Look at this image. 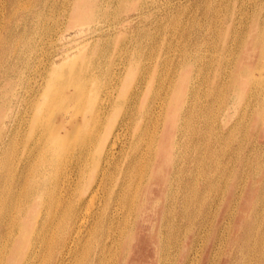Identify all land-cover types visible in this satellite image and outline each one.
Segmentation results:
<instances>
[{
  "label": "rangeland",
  "instance_id": "1",
  "mask_svg": "<svg viewBox=\"0 0 264 264\" xmlns=\"http://www.w3.org/2000/svg\"><path fill=\"white\" fill-rule=\"evenodd\" d=\"M22 4L25 5L22 6ZM76 5L77 0H21L14 4L8 3L4 9H0V43L7 39L9 40L8 42H11L10 45L7 43L8 46L6 45L5 48L0 47V150L2 151H0V161L6 159V163L4 162L3 164V161L0 162L2 185L10 187V184L12 185L16 179L18 180L21 174L32 175L33 173L32 176H38L35 175V173L36 169L41 166V159L39 158L41 155L40 139L44 138V134H46L45 131H47L45 127L48 128L52 118L54 120L55 116L58 117V120H54L58 125L62 119L69 117L68 114L65 116L64 112L65 114L70 113L71 116L68 118L70 120L68 122V127L71 126V123L73 124L75 121L81 120V116H83L84 113L90 118L88 131L85 130V134H82V141H86L85 145H83L82 148L79 147V139L82 136L79 134V138H76L66 157L60 162L62 166L58 165L56 170H52L49 184L45 187L46 190L42 198H26L24 194L27 189L24 190L25 188L22 191V196L20 195L21 198L19 199L18 210L15 211V214L20 216L22 220L28 222L29 227L35 224L34 215L33 217L29 215L31 209L35 210L36 215L38 211L41 212L42 210L40 224L36 229V234H34L35 237L33 236L34 238L31 240L35 242L40 230L41 220L47 215V211L51 209L54 199L64 196L67 203L68 201L70 204L76 203L84 191H89L91 187L97 184V180L102 175V171L105 167H108L109 170L107 171L106 177L108 176L107 178L109 179L106 178L108 181L105 180L104 186L97 191V196L95 195V202L91 203L94 199L91 198L90 204H94L92 205L93 209L96 211L98 210V214L108 205V209L110 211L113 210L117 202L118 191H120L118 184L120 182L125 184L123 192L132 198L133 204L131 200H123L120 204V210H123L124 213H126V211H131V218L138 219V224L134 229L137 238L132 241L126 240L125 243L128 250L124 251L123 249L121 261L127 256L129 264H153V262L157 264L158 243L155 240V235L158 236L160 228L163 226L164 215H175L177 211L183 210V208H185L183 199L189 194L193 198L189 209L192 211L197 210V212L201 213L200 217L205 219L206 229L205 227L201 229V236L197 240L198 242L196 241L192 246L188 264L191 262H193V264H207V262L203 261L204 257L206 258L207 255L212 257L209 263L216 264L221 256L227 255L231 251H235L238 254L237 257L233 259L232 264H239V255L242 252H246L249 247H253L252 250L254 252L246 258L247 262L249 264L259 263L263 246L260 242H256L254 238H256L257 235L259 238L264 228V146L256 149L250 147L248 150L250 153L252 152L256 155L254 161L251 160V163L248 165V173L250 175L247 177L246 181L247 185H252L253 190L251 191L247 185L243 187L240 191V196L236 200H232V205L230 207H225L224 210V207L221 208L220 205L218 206L217 204H220L223 198L222 195H225V190L228 191L226 188L229 182L236 180L235 172L238 169L236 168L237 162L227 160L228 152L232 150V147H228L230 144H228L226 140V142L218 141L213 144L212 141L214 138H217V134H220L219 131L217 133L210 131L201 138L196 129H198L200 125V121L198 120L200 114L198 112V107L202 103H205V97L201 92V88L204 85L202 84L203 75L210 76L211 81H218L215 75L219 70L218 65L221 59L224 60V62H228V71L232 66L234 67L241 51L243 52L244 49H247L245 40L251 38V35L256 32L255 26L257 23L259 22L260 25L264 26V0H97V4L93 9V17L91 19L88 17H81L77 21L74 20ZM114 7L115 11L113 10ZM159 8L162 11H160ZM172 9L173 11H171ZM37 10L40 13L35 15ZM66 12L68 14H66ZM251 25L253 26L252 32ZM9 26H12L11 32L7 30ZM47 26H49V28ZM48 36L49 38H47ZM238 36L242 38L240 44H237L236 39ZM185 42L186 44H184ZM34 49H36L37 52ZM169 53L171 55H169ZM68 54L71 60L63 65L60 71L61 73L52 74L50 71L51 65L55 62H61ZM205 61L210 62L209 67H205ZM161 62L163 64H161ZM30 65L33 67L31 68ZM102 69L103 71L100 72ZM109 69L110 72H108ZM143 69L145 71H143ZM263 71L264 70H262V72ZM118 75H120V78H118ZM116 85L119 86L117 87ZM48 86H50V93L49 95H45L42 92H44L45 88ZM67 90L69 93H65ZM180 91L182 92V96L180 100L178 99L179 104L180 102L182 103L184 99L186 100V106L191 107V128H194L191 130L194 132L188 133V140L186 143L188 158L186 160L180 157V153H184L182 150L183 146L181 148L179 146L175 147L173 150L176 154L175 165H177V171H175L174 165L171 162L168 163L167 152H164V149H162L163 152H159L156 156V149L160 142L159 138L156 141V137L158 135L160 136V132L162 133L161 129L163 124H165L166 117L172 113V105L176 102L174 96L175 94L179 96L178 94ZM136 92L139 95L136 104L140 112L136 114L135 119L131 120L133 124L130 122L129 125H131H127L129 126L127 127L123 125V119L124 117L126 119L128 115L127 112H129L132 106L131 104L134 102L132 101V96ZM34 93L37 94L35 95ZM247 95H242L241 99L237 100L234 99L231 93L229 96L221 95L218 100L214 101L213 115L215 116H213L214 120L212 119L213 125L219 129V127L225 124L224 122L229 126L239 119L241 116L240 113L245 105L244 103L249 99ZM55 96L56 98L60 96L62 99L60 97L55 99ZM68 96L70 100L67 101L66 99H68ZM51 97H53L54 100ZM74 97L76 100H74ZM71 99L73 100L71 101ZM172 99H174L173 103L168 104ZM61 100H63V103ZM163 100H165V106L164 109L160 111L161 105L159 106L158 103L160 104ZM42 101H44V108L47 107L46 112L49 111L47 115L45 114L43 117H41V112L39 110ZM64 103H66L67 106L66 104L64 105ZM63 107H65V109ZM235 108H237V111H235ZM149 110H153V113H151L152 111L149 112ZM179 114L180 118L182 114L185 116V112L181 110V105ZM46 116L48 117L45 118ZM44 119H46V121ZM21 120L23 121L21 122ZM250 121V126L247 128L248 133L252 136L259 137V139L263 141L264 119L258 126H254V123L257 121L255 117L250 118ZM100 122L101 124H99ZM94 124L96 125L94 126ZM169 125L170 119L166 121L167 128H169ZM48 129L50 130V126ZM19 130L23 131L19 132ZM242 130L244 129L236 132L234 136L238 138L247 137L248 134L246 136L245 130ZM116 131L121 132L117 142L113 144ZM90 137H93V139L90 140ZM146 140L150 143L146 142ZM222 149L226 151L223 152ZM243 152L244 151H241L242 155ZM109 153L111 159L107 162L105 157H107ZM140 154L141 156H139ZM37 158L40 160H37ZM133 159L136 161V165L132 163ZM216 160H218V163ZM219 163L221 165H219ZM261 163H263V165ZM259 166H261V168ZM75 167L77 170H75ZM238 167H240V165H238ZM78 169H80V171H78ZM72 170H74L72 174L70 173V178L73 180L72 191L70 190V194L67 193L66 195L63 189L61 191V188L68 179L67 174ZM150 171H155L156 173L152 178V183L148 185ZM174 171L175 173L172 175ZM137 173L139 175H137ZM166 175L167 177L170 175L168 186L164 185V178ZM244 184L245 182H242L241 185ZM23 185L26 186V183L24 182ZM55 186L57 189H55ZM146 186H150L152 189L150 193V205H153V208H148L144 216L147 218L143 220V217L138 216L139 211L137 210V204L141 202L142 192ZM5 193L7 194L8 192L6 191ZM59 194H61V196ZM132 195L134 196L132 197ZM53 196L54 199H51ZM246 203H248V206ZM245 204L246 206H244ZM244 207H248V209H245L243 216L240 217ZM220 208L224 212L222 214L215 213L216 211L218 212L217 209ZM66 219L67 223L70 224L71 218L69 217V212L65 217V220ZM197 219L198 218L192 222L186 219L182 221L179 220L178 225L181 229L178 232V237L181 241L187 228L191 226L197 227ZM218 222L221 223L222 226V230H218V234L222 236V242L219 240L221 244L218 242L216 244L217 247L215 246L213 248L214 250H212V247L206 249L208 243L211 242L209 240V234L212 230L210 229L215 224H218ZM234 224L242 225V228L240 229L239 226L235 233L232 232L230 234ZM228 227H231L230 232L228 231ZM61 229L62 228H58L57 231L56 229L53 231L59 233ZM249 231L254 235L252 240L248 239ZM15 233L16 235L20 233L18 227ZM245 233H247L246 236ZM5 234V229H0V257L4 259L0 264H10L13 259L17 264H23L25 262V254L32 247V244H28V239L22 242L23 240L20 237L16 240L13 238L7 240ZM227 238L230 242L227 241L225 244L224 241ZM231 240H233V242H231ZM84 242L85 240L79 245L74 246V250L71 254H67L66 264H84L87 254V245H85L86 243L84 244ZM171 242H169L166 247L162 248V252L165 255H168V251L174 253L177 249L176 242L174 240H171ZM9 245L11 247H9ZM61 248V244H57V242L50 244L41 243V264H45L44 261L48 254L56 256V252L61 250ZM14 249H16V252L13 254L12 251ZM194 256H197V261L192 260ZM35 261H39V257L35 258ZM165 263L175 264V261H171L167 257V261H164L162 264Z\"/></svg>",
  "mask_w": 264,
  "mask_h": 264
},
{
  "label": "bare ground",
  "instance_id": "2",
  "mask_svg": "<svg viewBox=\"0 0 264 264\" xmlns=\"http://www.w3.org/2000/svg\"><path fill=\"white\" fill-rule=\"evenodd\" d=\"M21 0H0V9H4L6 7V4L8 3H12L14 4L15 2H19ZM112 1V0H111ZM187 1V0H186ZM253 1V0H252ZM255 1V0H254ZM248 2V1H247ZM50 3V2H49ZM173 3V2H172ZM29 4V3H28ZM51 4V3H50ZM97 4V0H77V5H76V11H75V15H74V20H79V18L83 17V18H89L91 19L94 15L93 9ZM211 4V3H210ZM245 4V3H244ZM25 4H22V6ZM150 5V4H149ZM166 5V3H165ZM164 5V6H165ZM247 5V4H246ZM162 6V4H161ZM215 6V5H214ZM242 6V5H241ZM251 6V5H250ZM25 7V6H24ZM150 7V6H149ZM163 7V6H162ZM178 7V6H177ZM183 7V6H182ZM193 7V6H192ZM223 7V6H222ZM247 7V6H246ZM245 7V9H246ZM68 8V7H65ZM151 8V7H150ZM240 8V7H239ZM115 9V7L113 8V10ZM154 9V8H153ZM160 9V8H159ZM244 9V8H243ZM103 10V9H102ZM143 10V9H142ZM141 10V11H142ZM149 10V9H147ZM197 10V9H196ZM247 10V9H246ZM115 11V10H114ZM152 11V10H151ZM156 11V10H155ZM160 11H162L160 9ZM168 11V10H167ZM173 11V9L171 10ZM170 11V12H171ZM223 11V9H222ZM229 11V10H228ZM245 11V10H244ZM185 12V11H184ZM247 12V11H246ZM252 12V11H251ZM40 12L37 10L35 15H38ZM165 13V12H164ZM256 13V12H255ZM49 14V13H48ZM66 14H68L66 12ZM101 14V13H100ZM161 14V13H160ZM173 15V14H172ZM184 15V14H183ZM242 15V14H241ZM201 16V15H200ZM256 16V15H255ZM264 16V15H263ZM49 17V16H48ZM179 17V16H178ZM239 17V16H238ZM157 18V17H156ZM182 18V17H181ZM208 18V17H207ZM48 19V18H47ZM180 19V18H179ZM232 19V18H231ZM97 20V19H96ZM242 20V19H241ZM248 20V19H247ZM3 21V19H2ZM98 21V20H97ZM111 21V20H110ZM179 21V20H178ZM263 21V20H262ZM170 22V21H169ZM176 22V21H175ZM180 22V21H179ZM182 22V21H181ZM196 22V21H195ZM110 23V22H109ZM46 24V23H45ZM48 24V23H47ZM97 24V23H96ZM50 25V24H48ZM176 25V24H175ZM198 25V24H197ZM252 25L254 26V24L252 23ZM251 25V32L253 30V26ZM96 26V25H95ZM12 26H9V28L7 29L8 32L12 31L11 30ZM49 28V26H47ZM53 27V26H52ZM51 27V28H52ZM172 27V26H171ZM175 28V27H174ZM191 28V27H190ZM256 28V32L251 35V38L246 39L245 40V44H246V48L244 49L243 52L241 51V53L239 54V57L237 58L234 67L232 66V68L228 71L227 70V61L224 62V60H220L219 61V70L216 73L215 77H217L218 81H211L210 80V76L208 75H203V79H202V84H204L201 88V92L202 95L205 97L204 98V102L202 103L199 107H198V112L199 114V118L198 120L200 121V125L198 126V129H196V131L198 132L199 136L202 138L204 137V135H206L207 133L211 132H218L219 131V135L217 134L216 137L214 138V140L212 141L213 144L214 142H226L230 145H228V147H232L229 152H228V161H235L237 162V167L238 168L235 172V177L236 180L234 181H228L229 184L227 186L225 190V195H222L223 198L220 201V204H217L218 206L220 205V207H230L232 205V200H236L240 195V191L242 190L243 187H246V181H247V177H249V169H248V165L251 163V160L254 161V158L256 157L255 154H253L252 152L250 153L248 150L250 147H252L253 149H256L258 147H263L264 146V140H260L259 137L257 136H252L248 133L247 128L250 126V118L255 117L257 119V121L254 123V126H258L260 122L263 121V117H264V71L262 72V70H264V26L260 25L259 22L257 23V25L255 26ZM99 29V27H98ZM198 29V28H197ZM51 30V29H50ZM203 30V29H202ZM185 31V30H184ZM192 31V30H191ZM196 31V30H195ZM51 32V31H50ZM171 32V31H170ZM179 32V31H178ZM53 33V32H52ZM177 33V32H176ZM96 34V33H95ZM170 34V33H169ZM47 36V34H46ZM45 36V38H46ZM145 36V35H144ZM172 36V34H171ZM39 37V36H38ZM52 37V36H51ZM245 37V36H244ZM49 38V36L47 37ZM55 38V36H54ZM182 38V36H181ZM53 39V38H52ZM57 39V37H56ZM184 39V36H183ZM54 40V39H53ZM179 40V39H178ZM187 40V39H186ZM237 44H240L242 41L241 36L237 37ZM9 40H5L4 42L0 43V47L1 48H5L6 45L8 46L7 43ZM191 41V40H190ZM189 41V42H190ZM53 42V41H51ZM124 42V41H122ZM127 42V41H126ZM171 42V41H170ZM244 42V41H243ZM94 43V42H93ZM102 43V42H101ZM125 43V42H124ZM168 43V42H167ZM178 43V42H177ZM186 44V42L184 43ZM172 45V44H171ZM36 46V45H35ZM53 46V45H52ZM122 47V46H121ZM126 47V46H125ZM152 47V46H151ZM91 48V47H90ZM120 48V47H119ZM169 48V47H168ZM191 48V47H190ZM157 49V48H156ZM217 49V48H216ZM231 49V48H230ZM36 51V49H34ZM138 50V49H137ZM169 50V49H168ZM89 51V50H88ZM136 51V50H135ZM37 52V51H36ZM124 52V51H123ZM126 52V51H125ZM31 53V52H30ZM90 53V52H89ZM118 53V51H117ZM150 53V52H149ZM122 54V53H121ZM125 54V53H123ZM129 54V53H128ZM139 54V53H138ZM152 54V53H151ZM155 54V53H154ZM181 54V53H180ZM49 55V54H48ZM104 55V54H103ZM127 55V54H126ZM148 55V54H147ZM166 55V54H165ZM169 55H171L169 53ZM194 55V54H193ZM120 56V55H119ZM130 56V55H129ZM188 56V55H187ZM36 57V56H34ZM33 57V58H34ZM51 57V56H50ZM118 57V56H117ZM139 57V56H138ZM166 57V56H165ZM39 58V57H38ZM44 58V57H43ZM121 58V57H120ZM173 58V57H172ZM179 58V57H178ZM196 58V57H195ZM95 59V58H94ZM103 59V58H102ZM129 59V58H128ZM190 59V58H189ZM38 60V59H37ZM71 60V57L68 56L64 57L61 62H55L53 65H51L50 67V71L52 72V74H60L61 69L63 67V65L65 63H67L68 61ZM123 60V59H122ZM125 60V58H124ZM121 61V60H119ZM118 61V62H119ZM176 61V60H175ZM45 62V61H44ZM87 62V61H86ZM96 62V61H94ZM93 62V63H94ZM46 63V62H45ZM146 63V62H145ZM150 63V62H149ZM169 63V62H168ZM34 64V63H33ZM78 64V63H77ZM108 64V63H106ZM128 64V63H127ZM161 64H163L161 62ZM166 64V63H165ZM98 65V64H97ZM105 65V64H104ZM205 67H209L210 66V62L209 61H205L204 63ZM31 68L33 67L32 65H30ZM45 66V65H44ZM50 66V65H49ZM48 66V67H49ZM124 66V65H123ZM143 66V65H142ZM161 66V65H160ZM166 66V65H165ZM106 67V66H105ZM102 68V67H101ZM100 68V69H101ZM112 68V67H110ZM121 68V67H120ZM168 68V67H167ZM34 69V68H33ZM32 69V70H33ZM75 69V68H74ZM114 69V68H113ZM30 70V69H29ZM43 70V68H42ZM41 70V71H42ZM79 70V69H78ZM89 70V69H88ZM106 70V68H105ZM169 70V69H168ZM34 71V70H33ZM103 69L100 71L102 72ZM116 71V70H115ZM120 71V70H119ZM125 71V70H123ZM143 71H145L143 69ZM86 72V71H85ZM89 72V71H88ZM93 72V71H92ZM99 72V71H98ZM99 72V73H100ZM110 72V69L109 71ZM193 72V71H192ZM41 73V72H40ZM80 73V72H79ZM104 73V72H103ZM112 73V72H111ZM141 73V72H140ZM160 73V72H159ZM167 73V72H166ZM165 73V74H166ZM42 74V73H41ZM66 74V72H65ZM163 74V73H162ZM78 75V74H77ZM103 75V74H102ZM115 75V74H114ZM123 75V74H122ZM82 76V75H79ZM101 76V75H100ZM120 78V75H118ZM214 76V75H213ZM98 77V74H97ZM102 77V76H101ZM107 77V75H106ZM147 77V76H146ZM160 77V76H159ZM200 77V76H199ZM29 78V77H28ZM71 78V77H70ZM99 78V77H98ZM104 78V77H103ZM114 78V77H113ZM112 78V79H113ZM69 79V78H68ZM93 79V77H92ZM95 79V78H94ZM102 79V78H101ZM106 79V78H105ZM147 79V78H146ZM164 79V77H163ZM216 79V78H215ZM32 80V79H31ZM42 80V79H41ZM170 80V79H169ZM35 81V80H34ZM92 81V80H90ZM118 81V80H117ZM44 82V81H43ZM60 82V80H59ZM71 82V81H70ZM103 82V81H102ZM121 82V80H120ZM139 82V81H138ZM163 82V81H162ZM161 82V83H162ZM39 83V82H37ZM42 83V82H41ZM58 83V82H57ZM63 83V82H62ZM72 83V82H71ZM70 83V84H71ZM117 83V82H116ZM140 83V82H139ZM142 83V82H141ZM144 83V82H143ZM170 83V82H169ZM30 84V83H29ZM28 84V85H29ZM54 84V83H53ZM69 84V85H70ZM105 84V83H104ZM136 84V83H135ZM134 84V85H135ZM31 85V84H30ZM44 85V84H43ZM97 85V84H96ZM112 85V84H111ZM190 85V84H189ZM76 86V85H74ZM89 86V85H88ZM110 86V85H109ZM117 86V85H116ZM119 86V85H118ZM117 86V87H118ZM141 86V85H140ZM143 86V85H142ZM256 86V88H255ZM163 87V86H162ZM39 88V87H38ZM71 88V87H70ZM91 88V87H90ZM114 88V87H113ZM159 88V87H158ZM81 89V88H80ZM99 89V87H98ZM101 89V88H100ZM108 89V88H107ZM111 89V88H110ZM34 90V89H33ZM55 90V89H54ZM69 90V89H68ZM67 90V91H68ZM76 90V89H75ZM74 90V91H75ZM78 90V89H77ZM86 90V89H85ZM94 90V89H93ZM117 90V89H116ZM133 90V89H132ZM65 93H69L68 92ZM91 91V90H90ZM98 91V90H97ZM111 91V90H110ZM158 91V90H156ZM34 92V91H33ZM101 92V91H100ZM99 92V93H100ZM115 92V91H114ZM164 92V91H163ZM162 92V93H163ZM25 93V92H24ZM41 93V92H39ZM45 95H49L50 93V86H48L47 88H45L44 92H42ZM64 93V92H63ZM94 93V92H93ZM134 93V92H133ZM181 91L179 92V96H177L175 94L174 98L176 100L175 104L172 105V113L169 114L166 117L165 120V124H163L162 126V133L160 132V136L158 135L156 137V141L159 138V146H157L156 149V156L158 155L159 152H167V160L168 163H172L174 165V170L177 171V165H175V161H176V154L174 153V149L175 147H182V150L184 151V153H180L181 154V158L183 157V159H187V151H186V143L188 140V133L189 132H194L192 131L193 129L191 128V120H190V115H192V111H191V107L186 106V100L183 99V102L179 104V100L181 95ZM232 93V95L234 96V99H241L242 95H247L249 99L246 100V103H244V107L243 110L241 111V116L239 117V119H237L233 124L231 125H227L226 122H224L225 124H223L221 127H219V129H217V127H215L212 123V119L214 118L213 116V108H214V101L218 100L221 95H227L229 96ZM35 94V93H34ZM37 94V93H36ZM35 94V95H36ZM61 94V93H59ZM79 94V93H78ZM85 94V92H84ZM90 94V93H89ZM117 94V93H116ZM132 94V93H131ZM130 94V95H131ZM34 95V97H35ZM40 95V94H39ZM38 95V96H39ZM68 95V94H67ZM75 95V94H74ZM101 95V94H100ZM111 95V94H110ZM51 96V95H50ZM57 96V95H56ZM55 96V99H57ZM66 96V95H65ZM78 96V95H77ZM82 96V95H81ZM85 96V95H84ZM83 96V97H84ZM103 96V95H102ZM134 96V97H133ZM132 96V101L133 104H131L132 106L129 109L128 115L126 116V119L124 117L123 119V125H129V123L131 122V120L135 119L136 114L140 112V109L138 108L136 102L137 99L139 97L138 93L136 92L134 95ZM63 97V96H62ZM67 97V96H66ZM71 97V96H70ZM76 97V96H75ZM74 97V100H76ZM81 97V98H83ZM111 97V96H110ZM164 97V96H163ZM178 97V98H177ZM14 98V97H13ZM37 98V97H36ZM35 98V99H36ZM50 98V97H49ZM53 100L54 98L51 97ZM61 98V97H60ZM114 98V97H113ZM131 98V97H130ZM134 98V100H133ZM162 98V97H161ZM165 98V97H164ZM21 99V98H20ZM31 99V98H30ZM62 99V98H61ZM80 99V97H79ZM107 99V98H106ZM110 99V98H109ZM179 99V100H178ZM188 99V98H187ZM67 101L70 100L69 96L68 99H66ZM65 100V101H66ZM73 99H71L72 101ZM105 100V99H104ZM112 100V99H111ZM122 100V99H120ZM159 100V99H158ZM63 103V100H61ZM70 101V102H71ZM102 101V100H101ZM131 101V100H130ZM174 99H172L171 101L168 102V104L173 103ZM19 102V101H18ZM35 102V101H34ZM54 102V101H53ZM60 102V101H58ZM75 102V101H74ZM78 102V101H77ZM85 102V101H84ZM111 102V101H110ZM129 102V101H128ZM160 102V101H159ZM165 100H163L160 104L158 103V105L160 106V111H162L164 109L165 106ZM194 102V101H193ZM241 102V100H240ZM46 103V101H45ZM51 103V102H50ZM55 103V102H54ZM53 103V104H54ZM57 103V102H56ZM61 103V104H62ZM68 103V102H67ZM24 104V103H23ZM66 103H64L65 105ZM74 104V103H73ZM76 104V102H75ZM89 104V103H88ZM100 104V103H99ZM108 104V103H107ZM112 104V103H110ZM177 104V105H176ZM47 105V104H46ZM59 105V104H58ZM63 105V106H64ZM83 105V104H82ZM81 105V108H82ZM129 105V104H128ZM181 105V110H183L185 112V116L182 114L181 118H180V114H179V108ZM5 106V105H4ZM9 106V105H8ZM32 106V105H31ZM34 106V105H33ZM57 106V105H55ZM67 106V104H66ZM65 106V107H66ZM78 106V105H77ZM102 106V105H100ZM107 106V105H106ZM127 106V105H126ZM65 107H63L65 109ZM70 107V106H69ZM73 107V106H72ZM80 107V106H79ZM88 107V106H87ZM108 107V106H107ZM232 107V106H231ZM22 108V107H21ZM27 108V107H26ZM30 108V107H28ZM46 108H44V101L41 102V108L39 107V110L41 112V117L45 116V114L47 115L46 112ZM67 108V107H66ZM98 108V107H97ZM105 108V107H104ZM110 108V107H109ZM23 109V108H22ZM84 109V108H83ZM100 109V108H99ZM107 109V108H106ZM150 109V108H149ZM32 110V109H31ZM57 110V109H56ZM55 110V111H56ZM72 110V109H71ZM80 110V108H79ZM104 110V109H103ZM108 110V109H107ZM126 110V109H125ZM154 110V109H153ZM153 110H149V112L153 113ZM158 110V109H157ZM52 111V110H51ZM66 111V110H65ZM127 111V110H126ZM235 111H237V108H235ZM64 112V110H63ZM67 112V111H66ZM72 112V111H71ZM76 112V111H74ZM109 112V111H108ZM156 112V111H154ZM215 112V111H214ZM217 112V111H216ZM239 112V111H238ZM31 113V112H29ZM28 113V114H29ZM98 113V112H97ZM106 113V111H105ZM70 117L71 114L70 113H66L64 112L65 116ZM81 114V113H80ZM94 114V113H93ZM92 114V115H93ZM104 114V113H103ZM123 114V113H122ZM125 114V113H124ZM157 114V113H156ZM162 114V113H159ZM226 114V112H225ZM24 115V113H23ZM58 115V114H56ZM60 115V114H59ZM62 115V114H61ZM78 115V114H77ZM96 115V114H95ZM106 115V114H105ZM55 116V114H54ZM64 116V117H65ZM101 116V115H100ZM108 116V115H107ZM7 117V115H6ZM48 116H46L45 118H47ZM63 117V118H64ZM62 119V121H60V123L57 125L56 122L54 121L55 119H57L58 117L55 116V119L52 121H50V130L47 127H45L47 131L46 134H44V138L40 139L41 140V155H40V159H41V166H39V168L36 169V176H32L30 175H26V174H21L18 177V180L16 179V181L14 183H12V185L10 184V187H7L6 185H2V178L0 176V229H5L6 234L5 237L7 240L10 239H19V237L23 240L22 242H25L26 239H28L27 242H29L28 244H32V247L29 249V251L26 252L25 254V262L23 264H41V243H45V244H50L53 242H57V244H61L62 248L61 250H58V252H56V256H52L51 254H48V256L45 258V264H66V257L67 254L70 253L74 250V246L79 245L80 243H82L84 240V244L87 245V254H86V259L84 261V264H129V261L127 260V256L124 257V260L121 261V254L124 251L128 250L127 246H126V240L132 241L133 239L137 238L136 232L134 231L135 227H137V221L138 219H133V217L131 218V211H126V213L123 212V210H120L121 207V203L122 201H126V200H131L132 198L129 195H126L123 190L125 189V184H122L121 182L118 184V187L120 188L118 191V195H117V202L116 205L114 206L113 210H109L108 206L104 207L101 211L100 214L97 213V211L95 209H93L94 204H90V200L91 198H94L91 203L95 202V198H96V194L97 191L102 188L105 184V180L109 179L106 177L107 171L109 170L108 167H105L104 170L102 171V175L99 177V179L97 180V184L93 187H91V189L86 190L83 192V194H81V196L78 198L76 203H67L66 199L64 198V196H61V194H59L61 197L60 198H56L54 199L51 197V199H54V201L52 202L53 204L51 205V209L47 211V215L44 216V218L41 220V225H40V230L38 232V235L36 237L35 242H33L31 239L35 237L34 234H36V229L38 228L39 224H40V217H41V212H36L34 209H31L29 215H31L33 217L34 215V225H30L28 222H26L25 220H22L20 216H17L15 214V211L18 210V203H19V199L21 198V194L23 193V189L26 190V193L24 194L26 198L29 197H39L37 199H41L43 196L44 191L46 190L45 187L48 186L49 184V180L51 178V173L52 170H56L57 166L60 165L61 161L66 157L68 151L70 150V148L73 146L74 141L76 140V138L79 136V134H83L85 130H87L90 126V118L87 117V114L84 113L83 116H81V120H77L75 121L73 124L71 123V126L68 127V122L70 121L68 118ZM74 117V116H72ZM95 117V116H94ZM150 117V116H149ZM8 118V117H7ZM22 118V117H21ZM80 118V117H79ZM92 118V117H91ZM102 118V117H101ZM107 118V117H106ZM99 119V118H98ZM158 119V118H157ZM170 119V125L169 128L166 127V121H169ZM12 120V119H11ZM19 120V119H18ZM17 120V121H18ZM25 120V119H24ZM46 121V119H44ZM58 120V119H57ZM74 120V118H73ZM106 120V119H105ZM159 120V119H158ZM214 120V119H213ZM23 120H21L22 122ZM193 121V120H192ZM14 122V121H13ZM38 122V120H37ZM104 122V121H102ZM133 122V121H132ZM131 122V123H132ZM58 123V122H57ZM92 123V122H91ZM95 123V122H94ZM122 123V122H121ZM155 123V122H154ZM24 124V123H23ZM49 124V123H48ZM101 124V122L99 123ZM120 124V123H119ZM133 124V123H132ZM46 125V124H45ZM96 124H94L95 126ZM131 125V124H130ZM129 125V126H130ZM44 126V125H42ZM99 126V125H98ZM127 126V127H129ZM18 127V126H17ZM20 128V126H19ZM18 128V129H19ZM41 128V127H40ZM101 128V126H100ZM152 128V127H151ZM36 129V128H35ZM97 129V128H96ZM156 129V128H155ZM192 129V130H191ZM217 129V130H216ZM244 129L245 130V134L247 137L244 138H238L236 136H234V134H236V132H238L239 130ZM17 130V129H15ZM28 130V129H27ZM143 130V129H142ZM151 130V129H150ZM242 130V131H244ZM18 131V130H17ZM23 131V130H19ZM36 131V130H35ZM34 131V132H35ZM38 131V130H37ZM88 131V130H87ZM130 131V130H129ZM6 132V131H5ZM4 132V133H5ZM18 132V134H19ZM86 132V131H85ZM121 132V131H120ZM120 132L116 131L115 134V138L113 141V144H115L118 140V137L120 135ZM127 132V131H126ZM1 133V132H0ZM91 133V132H90ZM96 133V132H95ZM99 133V132H98ZM123 133V132H122ZM130 133V132H129ZM149 133V132H148ZM153 133V130H152ZM151 133V134H152ZM240 133V132H239ZM17 134V135H18ZM38 134V133H37ZM40 134V133H39ZM85 134V133H84ZM131 134V133H130ZM146 134V133H145ZM196 134V133H195ZM243 134V133H242ZM24 135V134H23ZM42 135V134H41ZM123 135V134H121ZM153 135V134H152ZM244 135V134H243ZM35 136V135H33ZM40 136V135H39ZM100 136V135H99ZM195 136V135H194ZM219 136V137H218ZM32 137V136H31ZM38 137V136H37ZM127 137V136H126ZM147 137V136H146ZM145 137V138H146ZM150 137V136H149ZM212 137V136H211ZM8 138V137H7ZM28 138V137H27ZM79 138V137H78ZM83 135L80 137L79 139V147H83V145H85L86 141L83 140ZM99 138V137H97ZM155 138V137H154ZM256 138V139H255ZM93 137H90V140H92ZM112 139V138H111ZM151 139V138H150ZM197 139V138H196ZM99 140V139H98ZM148 140V139H147ZM146 142H149L147 141ZM201 140V139H200ZM226 140V141H225ZM260 140V141H259ZM78 141V140H77ZM121 141V140H120ZM119 141V142H120ZM130 141V140H129ZM143 141V140H142ZM197 141V140H196ZM16 142V141H15ZM94 142V141H93ZM139 142V141H138ZM208 142V141H207ZM21 143V142H20ZM145 143V142H144ZM150 143V142H149ZM201 143V142H200ZM210 143V142H209ZM5 144V143H3ZM38 144V142H37ZM92 144V143H91ZM98 144V143H97ZM96 144V145H97ZM122 144V143H121ZM225 144V143H224ZM235 144V145H234ZM34 145V143H33ZM119 145V144H118ZM219 145V144H218ZM217 145V146H218ZM2 146V145H1ZM8 146V145H7ZM17 146V145H16ZM15 146V147H16ZM35 146V145H34ZM92 146V145H91ZM226 146V145H225ZM96 147V146H95ZM113 147V145H112ZM111 147V148H112ZM119 147V146H118ZM149 147V146H146ZM151 147V146H150ZM38 148V147H37ZM40 148V147H39ZM206 148V147H205ZM221 148V147H220ZM219 148V149H220ZM22 149V148H21ZM77 149V148H76ZM108 149V148H107ZM144 149V147H143ZM147 149V148H146ZM162 149H164L162 151ZM210 149V147H209ZM208 149V150H209ZM224 149V148H223ZM222 149V151H223ZM227 149V148H226ZM5 150V149H4ZM16 150V149H15ZM39 150V149H38ZM39 150V151H40ZM145 150V149H144ZM181 150V152H182ZM207 150V151H208ZM217 150V149H216ZM264 150V149H263ZM1 151V150H0ZM8 151V150H7ZM25 151V150H24ZM89 151V150H88ZM123 151V150H122ZM125 151V150H124ZM148 151V150H147ZM186 151V152H185ZM215 151V150H214ZM226 151V150H224ZM223 151V152H224ZM241 151L243 152V155L241 154ZM2 152V151H1ZM121 152V151H120ZM4 153V152H3ZM6 153V151H5ZM93 153V150H92ZM144 153V152H143ZM150 153V152H149ZM211 153V151H210ZM209 153V154H210ZM222 153V152H221ZM21 155V154H20ZM86 155V154H85ZM211 155V154H210ZM217 155V154H216ZM224 155V154H223ZM262 155V153H261ZM7 156V155H6ZM97 156V155H96ZM117 156V155H116ZM122 156V155H121ZM141 156V154L139 155ZM152 156V155H151ZM20 157V156H19ZM78 157V156H77ZM92 157V156H91ZM113 157V156H112ZM120 157V156H119ZM124 157V156H123ZM143 157V156H142ZM221 157V156H220ZM7 158V157H6ZM9 158V157H8ZM18 158V157H17ZM37 158V160L39 159ZM89 158V156H88ZM106 161L109 162L111 159L110 153L107 154ZM122 158V157H121ZM222 158V157H221ZM19 159V158H18ZM22 159V158H21ZM39 159V160H40ZM82 159V158H81ZM95 159V158H94ZM214 159V158H213ZM220 159V158H219ZM85 160V159H83ZM116 160V159H115ZM138 160V159H137ZM3 161L6 163V159H2L0 162ZM98 161V159H97ZM114 161V160H113ZM112 161V162H113ZM218 163V160H216ZM103 162V161H102ZM37 163V161H36ZM63 163V162H62ZM93 163V162H92ZM132 163H134L135 165L137 164L136 161L133 159ZM216 163V164H217ZM259 163V161H258ZM65 164V163H64ZM102 164V163H101ZM119 164V161H118ZM263 165V163H261ZM80 165V164H79ZM87 165V164H86ZM85 165V166H86ZM110 165V164H109ZM133 165V164H132ZM219 165H221L219 163ZM238 165H240V167H238ZM10 166V165H9ZM38 166V165H37ZM62 166V165H60ZM105 166V165H104ZM112 166V165H111ZM116 166V165H115ZM70 167V166H69ZM101 167V166H100ZM133 167V166H132ZM131 167V169L133 170V168ZM255 167V166H254ZM257 167V166H256ZM261 168V166H259ZM18 168V167H17ZM81 168V167H80ZM85 168V167H84ZM119 168V167H118ZM215 168V167H214ZM217 168V167H216ZM223 168V167H222ZM259 168V169H260ZM82 169V168H81ZM135 169V168H134ZM257 169V168H256ZM258 169V170H259ZM63 170V169H62ZM61 170V171H62ZM67 170V169H66ZM75 170H77V168L75 167ZM86 170V169H85ZM89 170V169H88ZM142 170V168H141ZM219 170V169H218ZM224 170V169H223ZM233 170V169H232ZM78 171H80V169H78ZM116 171V170H115ZM175 171L172 173V175H174ZM217 171V170H216ZM9 172V171H8ZM74 172V170H72L71 172L69 171V173L67 174L68 179L65 182V184L62 186V189L64 190L65 194L67 195L70 194V190L72 189V179L70 178V173L72 174ZM135 172V171H134ZM140 172V169H139ZM255 172V171H254ZM31 173V172H30ZM81 173V172H80ZM79 173V174H80ZM110 173V171H109ZM115 173V172H114ZM131 173V171H130ZM155 171H150L149 173V181H148V185L150 183H152V178L155 175ZM198 173V172H197ZM217 173V172H216ZM256 173V172H255ZM259 173V172H258ZM7 174V173H6ZM85 174V173H84ZM98 174V173H97ZM96 174V175H97ZM141 174V173H140ZM54 175V174H53ZM114 175V174H113ZM128 175V174H127ZM137 175H139L137 173ZM203 175V174H202ZM230 175V174H229ZM257 175V174H256ZM57 176V175H56ZM60 176V175H59ZM66 176V175H65ZM64 176V177H65ZM77 176V175H76ZM83 176V175H82ZM111 176V175H110ZM109 176V177H110ZM135 176V175H134ZM133 176V177H134ZM170 175H166V177L164 178L165 183L164 185L168 186L170 178ZM204 176V175H203ZM17 177V176H16ZM54 177V176H53ZM84 177V176H83ZM131 177V176H130ZM138 177V176H137ZM207 177V176H206ZM12 178V177H11ZM55 178V177H54ZM62 178V177H61ZM98 178V177H97ZM107 178V179H106ZM129 178V177H128ZM172 178V177H171ZM194 178V177H193ZM231 178V177H230ZM57 179V178H56ZM65 179V178H64ZM84 179V178H83ZM96 179V178H95ZM5 180V179H4ZM112 180V179H111ZM217 180V179H216ZM219 180V179H218ZM81 181V180H80ZM108 181V180H107ZM106 181V182H107ZM139 181V180H138ZM172 181V180H171ZM26 183V186L23 185V183ZM57 182V181H56ZM113 182V181H112ZM214 182V181H213ZM227 182V181H226ZM242 182H245L244 185H241ZM55 183V182H53ZM60 183V180H59ZM83 183V182H82ZM108 183V182H107ZM127 183V182H126ZM138 183V182H135ZM216 183V182H215ZM220 183V182H218ZM7 184V183H6ZM58 184V183H57ZM56 185V184H55ZM60 185V184H59ZM80 185V184H79ZM108 185V184H107ZM217 185V184H216ZM219 185V184H218ZM137 186V185H135ZM222 186V185H221ZM52 187V185H51ZM56 187V186H55ZM54 187V188H55ZM75 187V186H74ZM247 187H249L251 189V191L253 190L252 185H247ZM175 188V187H174ZM219 188V187H218ZM57 189V187L55 188ZM223 189V188H222ZM50 190V188H49ZM102 190V189H101ZM178 190V188H177ZM214 190V189H213ZM8 192L7 194L5 192ZM59 191V190H58ZM72 191V190H71ZM107 191V190H106ZM126 191V190H125ZM221 191V190H220ZM227 191V192H226ZM52 192V191H51ZM127 192V191H126ZM152 192L151 187L146 186L142 192V200L141 202H139L137 204V210L139 211L138 216L143 217V220H145L147 217H144L146 212L148 211V208H153V205L151 206L150 203V193ZM166 192V191H165ZM203 192V191H202ZM212 192V191H211ZM56 193V192H55ZM170 193V192H169ZM209 193V191H208ZM217 193V192H216ZM52 194V193H51ZM107 194V193H106ZM220 194V193H219ZM21 195V196H20ZM50 195V194H49ZM96 195V196H95ZM101 195V194H100ZM167 195V194H166ZM209 195V194H208ZM215 195V194H214ZM218 195V194H217ZM134 195H132L133 197ZM203 196V195H202ZM72 198V197H71ZM103 198V197H102ZM106 198V196H105ZM168 198V197H167ZM218 198V197H216ZM36 199V200H37ZM68 199V198H67ZM99 199V198H98ZM104 199V198H103ZM208 199V197H207ZM134 200V199H133ZM183 204L184 207L183 210H179L177 211V213H175V215H170L168 216L167 214L164 215V223L163 226H161L160 228V232L157 235H155V240L158 243V262L157 264H162L164 261H167V257L169 258V260H173L175 261V264H188V260L190 258V253L192 250V246L194 245V243L199 239L200 235V231L201 229H203L205 227L206 229V225H205V219L201 216L200 212H197V210L192 211L191 209H189L190 204L193 201V198L191 197V195H186L183 199ZM99 201V200H98ZM41 202V201H40ZM132 204L133 201L131 200ZM219 202V201H218ZM222 202V203H221ZM225 202V205H224ZM27 203V202H26ZM115 203V202H114ZM198 203V202H197ZM258 203V202H257ZM101 204V203H100ZM176 204V203H175ZM209 204V203H208ZM248 206V203H246ZM246 204L244 206H246ZM92 208H91V206ZM96 205V204H95ZM98 205V204H97ZM258 205V204H257ZM99 206V205H98ZM194 206V205H193ZM235 206V205H234ZM100 207V206H99ZM102 207V206H101ZM170 207V206H169ZM182 207V205H181ZM124 208V206H123ZM166 208V207H165ZM177 208V207H176ZM217 209L218 212L216 211L215 213H220L222 214L224 211H222V209ZM54 209V210H53ZM97 209V208H96ZM234 209V208H232ZM248 209V207H244L242 212H241V216H243L244 214V210ZM100 210V209H99ZM130 210V209H129ZM171 210V209H170ZM194 210V209H193ZM211 210V209H210ZM213 210V209H212ZM227 210V209H226ZM205 211V210H204ZM69 212V217L71 218V222L70 224L67 223V219L65 220L66 215ZM166 212V211H165ZM231 213V212H230ZM44 214V213H43ZM133 216V215H132ZM206 216V215H205ZM231 216V215H230ZM215 217V216H213ZM163 218V217H162ZM196 218L198 223H197V227H189L187 228V231L184 232L183 237H182V241L181 239L178 237L179 234V230L181 229L179 224V220H188L190 222L194 221ZM207 218V216H206ZM230 218V217H229ZM176 220V221H175ZM25 221V222H24ZM210 222V221H209ZM226 222V221H224ZM229 222V220H228ZM212 223V222H211ZM213 224V223H212ZM240 225L234 224L232 231L230 232L231 227L228 229V231L230 232V234L233 232L235 233L238 230V227ZM19 229L20 233L18 235H16L15 230ZM264 227V226H263ZM58 228H62L61 231L59 233H56ZM221 223L218 222V224H215L213 227H211L210 230L211 233L209 234V240L211 241L210 243H208V247L207 248H211L212 250H214L213 248L216 246V244L219 242L221 244L222 240L220 234H218V230H222L221 229ZM224 228V227H223ZM242 228V225L240 226V229ZM261 228V227H260ZM54 229H56V231H53ZM60 230V229H59ZM50 231H53L51 233H49ZM226 231V230H225ZM165 233V234H164ZM204 234V233H203ZM223 234V233H222ZM89 235V236H87ZM247 235V233H245V236ZM4 236V233H3ZM34 236V237H33ZM224 236V234H223ZM254 235L252 234L251 231L248 232V239L252 240ZM205 237V236H204ZM229 237V236H228ZM201 239V238H200ZM225 239V238H222ZM256 240V242H260L263 246V251L260 255V261L259 263H252V264H264V228L262 229V233H260L259 238L258 235L256 236V238H254ZM171 240H174L177 244V249L174 253L168 251V255H165L162 252V248L166 247L169 242H171ZM205 240V239H203ZM221 240V242L219 241ZM3 241V240H2ZM6 241V240H5ZM228 238L224 241L225 244L227 243ZM182 242V243H181ZM198 242V241H197ZM230 242V240L228 241ZM231 242H233V240H231ZM2 243V242H1ZM172 243V242H171ZM3 244V243H2ZM8 244V243H7ZM83 244V245H84ZM212 244V245H211ZM5 245V244H4ZM12 245V244H11ZM175 245V244H174ZM2 246V245H1ZM7 246V245H6ZM200 246V243H199ZM198 246V247H199ZM219 246V245H218ZM9 247H11L9 245ZM81 247V245H80ZM197 247V246H196ZM217 247V246H216ZM222 247V246H221ZM1 248V247H0ZM3 248V246H2ZM43 248V246H42ZM45 248V247H44ZM47 248V247H46ZM160 248V249H159ZM202 248V245H201ZM77 249V248H76ZM75 249V250H76ZM81 249V248H80ZM253 247H249L247 249L246 252H242L239 255V264H249L247 262V257L250 256L251 253H253L254 251L252 250ZM220 250V249H219ZM222 250V249H221ZM20 251V250H19ZM44 251V250H43ZM79 251V250H78ZM77 251V252H78ZM16 252V249H14L12 251V253L14 254ZM165 252V251H164ZM201 252V251H200ZM82 253V252H81ZM167 253V252H166ZM216 253V252H215ZM2 254V253H1ZM217 254V253H216ZM200 255V254H199ZM237 253L235 251H231L230 253H228L227 255H223L221 256L220 260L216 263V264H232V261L234 258L237 257ZM6 256V255H4ZM80 256V255H79ZM39 257V261H35V258ZM219 257V256H218ZM172 258V259H170ZM80 259V258H78ZM197 256L192 257V260L197 261ZM218 259V258H217ZM212 257H209L208 255L206 256V258L204 257V262H207V264H210L209 262H211ZM2 261H4L3 257H0V263H2ZM6 261V260H5ZM78 261V260H77ZM80 261V260H79ZM10 264H17L16 261L13 259L12 262ZM83 264V263H82ZM153 264H155L153 262ZM167 264V263H165ZM190 264H193V262H191ZM196 264V263H195ZM212 264V263H211Z\"/></svg>",
  "mask_w": 264,
  "mask_h": 264
}]
</instances>
